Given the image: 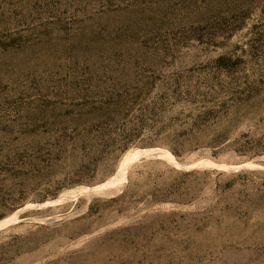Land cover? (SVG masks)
<instances>
[{
	"label": "rangeland",
	"instance_id": "obj_1",
	"mask_svg": "<svg viewBox=\"0 0 264 264\" xmlns=\"http://www.w3.org/2000/svg\"><path fill=\"white\" fill-rule=\"evenodd\" d=\"M0 264H264V0H0Z\"/></svg>",
	"mask_w": 264,
	"mask_h": 264
},
{
	"label": "bare ground",
	"instance_id": "obj_2",
	"mask_svg": "<svg viewBox=\"0 0 264 264\" xmlns=\"http://www.w3.org/2000/svg\"><path fill=\"white\" fill-rule=\"evenodd\" d=\"M130 159V158H129ZM125 163V162H124ZM127 163V162H126ZM122 173V172H121ZM103 188V187H102ZM97 191V190H96ZM81 193V192H80Z\"/></svg>",
	"mask_w": 264,
	"mask_h": 264
}]
</instances>
